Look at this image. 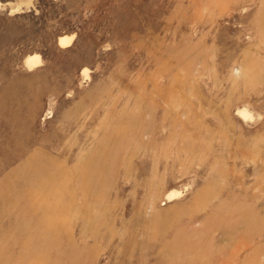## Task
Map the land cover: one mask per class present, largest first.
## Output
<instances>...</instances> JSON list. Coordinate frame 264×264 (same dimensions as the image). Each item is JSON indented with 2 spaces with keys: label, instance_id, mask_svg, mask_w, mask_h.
I'll return each instance as SVG.
<instances>
[{
  "label": "rangeland",
  "instance_id": "1",
  "mask_svg": "<svg viewBox=\"0 0 264 264\" xmlns=\"http://www.w3.org/2000/svg\"><path fill=\"white\" fill-rule=\"evenodd\" d=\"M0 264H264V0H0Z\"/></svg>",
  "mask_w": 264,
  "mask_h": 264
},
{
  "label": "bare ground",
  "instance_id": "2",
  "mask_svg": "<svg viewBox=\"0 0 264 264\" xmlns=\"http://www.w3.org/2000/svg\"><path fill=\"white\" fill-rule=\"evenodd\" d=\"M72 37L71 36H62L59 39V45L61 47L68 46L71 42ZM25 63L30 66V67H36L40 63V58L39 55H30L26 58ZM176 197V193L174 191H171L168 195L167 198L169 200L173 199Z\"/></svg>",
  "mask_w": 264,
  "mask_h": 264
}]
</instances>
